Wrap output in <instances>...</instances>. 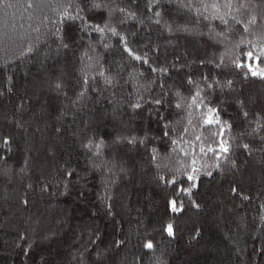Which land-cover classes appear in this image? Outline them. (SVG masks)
<instances>
[{"label":"trees","instance_id":"obj_1","mask_svg":"<svg viewBox=\"0 0 264 264\" xmlns=\"http://www.w3.org/2000/svg\"><path fill=\"white\" fill-rule=\"evenodd\" d=\"M98 2L107 7L89 11V0H76L70 11L78 3L120 35L101 39L67 22V49L53 32L68 0L0 3V137L11 149L0 150V264H264V78L233 66L264 49V0L221 7L227 25L210 7L227 0H204L207 12L201 0H153L151 10L149 0ZM121 35L149 63L129 55ZM197 88L227 122L223 159L207 152L219 129L201 127V110L187 107ZM155 99L164 103H148ZM193 166L197 187L177 197L181 185L165 180Z\"/></svg>","mask_w":264,"mask_h":264},{"label":"snow or ice","instance_id":"obj_2","mask_svg":"<svg viewBox=\"0 0 264 264\" xmlns=\"http://www.w3.org/2000/svg\"><path fill=\"white\" fill-rule=\"evenodd\" d=\"M3 0H0V3H2ZM76 2V0H68V4L65 7L64 11L60 14L59 20L55 21L54 23L57 25L55 28V31L53 32V35L56 37V41L58 42V49L63 48V49H67L69 47V44L65 42V36H64V25L67 22H72V23H79L80 24V31L81 32H86L89 29L91 31H94L98 34H100L101 39L104 38V35L106 33V31H110L112 33V35H120L115 28H110L109 27V21L105 20V22L101 25V24H95L92 23L91 21L88 20V18L86 17V15L84 14V9L82 7L79 6V4H76V9L75 12L70 11V9H72L73 4ZM90 2V8L89 11L95 9V10H100L103 8H106L107 5L102 3V2H98V0H89ZM201 3H204V0H201ZM29 7H31V4L28 5ZM153 6V0H149V10H151ZM187 6H191V4L189 3V5ZM210 7L214 10V13L211 16V19H219L220 22L222 24L227 25L228 24V20L225 19L224 15H219L220 9L221 7H225L228 9L232 8V0H227V3L221 5L219 2H213L211 3ZM241 7H243V5H241ZM209 8V5L204 3V12H207ZM115 9L111 10L108 15L109 18L112 15V12H114ZM119 11L121 13H125L127 10L126 9H119ZM199 11V9H198ZM129 15L134 16V13H129ZM160 15L159 12L156 13V16L158 17ZM225 15H229V13H226ZM204 19H209V17L207 15L204 16ZM251 23H254L255 20L253 19L252 21H250ZM187 30V29H186ZM121 42L124 44V50L127 51L129 53V55H132L134 57V59L138 60V61H142L143 63L147 64L149 63V60L147 58V54H145L144 57L138 56V55H134L132 50L130 48H128L127 46V41H126V37L124 36H120ZM105 47H108V45H105ZM28 53H32L33 52V48L29 47L27 49ZM247 63H241V57H236L235 60L233 61V66L241 71H243L244 69H247V72H245V76H247L249 73L251 74V76L255 77V76H260L262 78H264V68L259 67V64L261 62H264V49H262L258 54L254 53L253 51H249L247 54ZM255 60L256 61V65L254 66L252 61ZM217 67H220V65H217ZM161 71V72H167L166 68H160V69H156L153 68L152 71ZM83 71V70H82ZM100 76H104V73L101 71L99 73ZM88 76L85 73L83 76V83L85 86H87L88 84ZM205 80L207 79V77L204 78ZM10 80V78H9ZM105 83L111 85L112 84V79L109 77H105ZM189 84H193L194 82L191 80V78L188 80ZM232 83V81H228L227 84L228 86H230ZM62 87V84L60 82H57L55 84V88L59 91ZM209 88L212 87L211 84L208 85ZM202 89L197 88L195 90V92L193 93V95L190 98V102L187 104L188 109H198L201 110L200 111V118L202 120V125L201 127H207V126H212V127H216L219 129L218 132H213L212 136L214 137H220V143L216 146L213 147L212 145H208L207 146V152H211L214 153L219 159H223L224 157L221 156V153L223 154H227L230 151L229 146H227V141L223 139V131H224V125L227 124V122H221L220 117H219V112L216 108L214 107H209L207 106L204 97L202 96ZM2 94V93H0ZM84 95V91H81V93L79 94V96H83ZM177 96H180V93L177 92L176 93ZM184 98L181 97V100H183ZM148 103H152L155 106H160L164 103L163 100L161 99H155V100H151L148 101ZM143 104L141 103L140 100H138L135 104L132 105L133 109H139L142 108ZM176 108H183L184 104L183 103H177L175 105ZM151 109H150V113H151ZM156 115L158 117H160V113L157 109L156 111ZM245 116H247V113H245ZM160 119H163V117H160ZM189 123H191V121H189ZM164 127V132L163 135L165 137L169 136V132L171 130V125L169 123H165L163 125ZM185 133H187L188 129L185 128ZM147 139V137L141 138L139 139V141H137L136 137H133L129 143H141L143 144L145 142V140ZM196 139L199 141L201 140L200 136H197ZM178 143L177 140H173L172 144L176 145ZM103 142L101 141L100 143H98L96 145L97 149L99 150V148L102 146ZM85 148L91 149L92 147V141H89L88 144L84 145ZM245 149L248 148V145H244L243 146ZM8 150L10 151V139L6 136L0 137V150ZM200 151L203 153L205 152V148L202 146L200 148ZM153 152H155V149H153ZM98 154V152L96 153ZM4 157H0V159H3ZM155 158V157H154ZM195 161H193V165H195ZM217 167H219V165H216ZM199 173H200V169L193 166L192 167V171L191 173H188L186 171H181L179 169H177V174L174 175L172 177V179H168L165 180V177H160L161 180H165V182L168 185L171 186H176L177 184L181 185L180 187L176 188V196L179 197L181 194L187 195L189 197H191L192 194V190L195 189L197 187V184L193 181H195L196 179H198L199 177ZM69 175H71V172L68 173ZM211 172H208L207 175H211ZM185 177L186 179H181V177ZM185 182H192L189 183L188 187H184V183ZM46 190V189H45ZM232 192L236 193L237 189L235 187L232 188ZM244 199H247V196H243ZM26 203V201H25ZM171 210L173 212H179L182 210V204L178 207L177 206V199H173L171 201H169ZM198 207V205H196ZM173 224L171 222H169L166 226H165V231L167 232V234L169 236L174 235L173 232ZM120 243H122L121 241H117V244L119 245ZM145 248L147 249H151L153 248V244L149 241L147 243H145L144 245Z\"/></svg>","mask_w":264,"mask_h":264}]
</instances>
